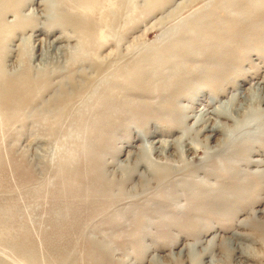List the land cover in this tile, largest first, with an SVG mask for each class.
<instances>
[{"label": "rangeland", "instance_id": "obj_1", "mask_svg": "<svg viewBox=\"0 0 264 264\" xmlns=\"http://www.w3.org/2000/svg\"><path fill=\"white\" fill-rule=\"evenodd\" d=\"M82 1L19 0L22 16L35 12L36 38L22 33L26 18L2 24L18 33L0 37V65H21L39 92L23 113L0 111V263L87 264V237L124 264H264V0ZM93 155L106 181L123 184L110 211L119 227L88 218L97 209L81 202L95 196ZM142 210L137 244L128 235Z\"/></svg>", "mask_w": 264, "mask_h": 264}, {"label": "bare ground", "instance_id": "obj_2", "mask_svg": "<svg viewBox=\"0 0 264 264\" xmlns=\"http://www.w3.org/2000/svg\"><path fill=\"white\" fill-rule=\"evenodd\" d=\"M82 1V0H81ZM27 2H29V4L31 5V4H35V3H33V0H27ZM49 2L51 3V0H45V2L44 3H46V4H49ZM56 2H58V1H56ZM55 2V3H56ZM98 0H87V1H85V0H83L81 3L83 4V5H87L86 7L88 8H90V9H94L97 5H98ZM19 5H20V3H19V0H0V37L2 36V35H9V37L12 35V33H4L3 32V27H2V24H3V26H9L10 24H9V22L6 20V17L7 16H11V17H13V21L15 22V25H16V27L17 28H19V24L20 23H23V21L25 20V18L27 19V24L28 25H25V27L23 28V31H22V33H24L25 31H31V33H32V36H34L35 37V35H33V34H35V12L34 11H32L31 13H29V16H27V17H25V16H22L20 13V9H19ZM51 5H53L54 6V3H52ZM48 6V5H47ZM84 7V6H83ZM86 7H84V8H86ZM100 7V6H99ZM54 8H55V6H54ZM50 9V8H49ZM91 11V10H90ZM254 15V14H253ZM63 16L65 17V15L63 14ZM62 16V17H63ZM249 16H252V14H250ZM43 17H45V16H43ZM254 18H256V19H260L261 17H262V14L260 15H258V16H253ZM31 18H32V22L31 23H28V22H30V20H31ZM47 18V17H46ZM61 17H59V19H60ZM96 18V17H95ZM244 19V18H243ZM63 21V20H62ZM97 21V20H96ZM103 21V20H102ZM233 21V20H232ZM25 22V21H24ZM66 22V21H65ZM93 22H95V21H93ZM106 22H107V19H106ZM236 22H234L233 24H235ZM249 23H251V22H249V21H247V22H243V23H241L242 25H244V26H247V27H250L249 26ZM67 24H69V23H67ZM75 25H76V23H75ZM240 25V24H239ZM95 27V26H94ZM245 28V27H244ZM240 29L242 30V28L240 27ZM19 30V29H18ZM37 30V29H36ZM83 30H84V32H85V34L87 35V37L88 36H90L91 34H92V36H94L93 35V28H91V26H90V24L88 25V24H86L85 26H83ZM262 30V29H261ZM8 31H9V29H8ZM13 31H14V29H13ZM37 31H39V29L37 30ZM79 31V30H78ZM99 30L98 29H96V33L98 32ZM235 31V30H234ZM263 31V30H262ZM80 32V31H79ZM236 32V31H235ZM16 33H18V31L16 32ZM15 32H14V34L13 35H15L16 34ZM83 33V32H82ZM80 34H81V32H80ZM84 34V35H85ZM13 35H12V37H13ZM260 35V34H259ZM263 36H264V32H263V34H262ZM80 36V35H79ZM98 36H99V33H98ZM33 37V38H34ZM36 38V37H35ZM34 38V39H35ZM83 39H86L85 37H83ZM210 40H208L209 42H211V43H214V42H217V39H212V37L211 38H209ZM212 39V40H211ZM1 38H0V64H1V62H2V55L4 54V50H3V48H2V43H1ZM95 40V39H94ZM231 40V39H230ZM27 41H28V44H30L31 43V39L29 40V39H27ZM34 41V40H33ZM229 41V40H228ZM35 42V41H34ZM33 42V43H34ZM87 42V41H86ZM91 42H92V39H91ZM230 42V41H229ZM89 43H90V41H89ZM88 43V44H89ZM178 43V42H177ZM86 44V43H85ZM199 44V43H198ZM91 45V47L93 48V46H92V43L90 44ZM86 47H88V45H85ZM198 46H200V45H198ZM82 48V47H81ZM92 48H91V50H92ZM96 48V47H95ZM187 48V47H186ZM86 48H84V50H85ZM183 49V48H182ZM185 49V48H184ZM201 50L200 51H204L205 50V47L204 48H200ZM87 50V49H86ZM95 50V49H94ZM97 50V49H96ZM95 50V51H96ZM88 51H89V49H88ZM98 51H99V49H98ZM186 51V50H185ZM185 51H182V53H183V55H184V53H188L187 51L185 52ZM193 51V50H192ZM207 52V51H206ZM192 53V52H191ZM177 54V53H176ZM189 54V53H188ZM188 54H186V55H188ZM80 55V54H79ZM5 56V55H4ZM78 56V55H77ZM81 56V55H80ZM185 56V55H184ZM183 56V57H184ZM189 56V55H188ZM187 56V57H188ZM189 57H191V56H189ZM83 58V57H82ZM79 59H80V57H79ZM157 60V59H156ZM83 61V60H82ZM19 62V61H18ZM77 62V61H76ZM79 62V61H78ZM158 62V61H157ZM160 62V61H159ZM72 63V62H71ZM74 63V62H73ZM144 63L145 64H150V58H146L145 60H144ZM76 64V63H75ZM101 64V63H100ZM137 64V63H136ZM152 64V63H151ZM155 64V63H154ZM72 65V64H71ZM102 65V64H101ZM139 65H141V63H139ZM138 65V66H139ZM103 66V65H102ZM142 66H144V65H142ZM147 66V65H146ZM145 68V67H144ZM132 69V68H131ZM146 69V68H145ZM144 69V70H145ZM131 71V70H130ZM134 71V70H133ZM135 71H136V69H135ZM139 71V70H138ZM137 71V72H138ZM141 72V71H140ZM146 72V71H145ZM129 74H130V72H128ZM133 74V73H132ZM143 74V73H142ZM144 74H146L147 75V73H144ZM143 74V75H144ZM131 75V74H130ZM145 75V76H146ZM138 76V73H135V78L133 79V81H131L133 84H134V88L136 89V91L139 93L140 92V94H142V93H148L146 90H143L140 86L142 85V84H144V82H143V78L142 77H137ZM144 76V77H145ZM131 77V76H130ZM176 77H177V75H176ZM179 77H181V76H179ZM126 79V78H125ZM129 79V78H128ZM130 80V79H129ZM148 80V79H147ZM179 80V79H178ZM184 80H186V79H184ZM183 80V81H184ZM180 81H181V79H180ZM179 81V82H180ZM148 82V81H147ZM170 83V82H169ZM181 83V82H180ZM125 84V83H124ZM129 85H130V82L128 83ZM45 85V84H44ZM127 85V84H126ZM73 86V85H72ZM143 86V85H142ZM46 87H47V85H46ZM133 87V86H132ZM131 87V88H132ZM145 87V86H144ZM83 88V87H82ZM130 88V87H129ZM128 88V89H129ZM134 88H132V89H134ZM153 88V87H152ZM123 89V88H122ZM121 89V90H122ZM125 89V88H124ZM123 89V90H124ZM131 89V90H132ZM147 89V88H146ZM38 90V85L35 83V80H33L32 78H31V76H30V72H27V71H25V70H23V68H22V66L21 65H18V66H16V67H13V69L11 70V72L9 71H7V69L6 68H4V67H2L1 65H0V111L2 112V113H4V115H14V114H20V113H23L25 110H27V109H29L30 107H32L34 104H35V98L38 96V92H39V90ZM70 90V89H69ZM82 90V89H81ZM122 90V91H123ZM126 90H127V88H126ZM126 90H125V92H126ZM150 90V89H149ZM62 91V90H61ZM128 91V90H127ZM256 91L258 92V94H257V97H256V102H258V103H262L263 101H264V95L263 96H261L260 95V93H261V91H262V93L264 92L263 91V89L261 88V86H260V88L258 87V88H256ZM73 92V91H72ZM83 92V91H82ZM129 93H131L130 92V90L128 91ZM133 92V91H132ZM150 93H152L151 91H150ZM62 94V93H61ZM77 95H79L78 93H77ZM108 95V94H107ZM116 95V94H115ZM252 95V94H251ZM64 96V95H63ZM74 96V95H73ZM66 97V96H65ZM64 98V97H63ZM62 98V99H63ZM76 98H77V96H76ZM255 98V97H254ZM67 99V98H66ZM69 99V98H68ZM73 99V98H72ZM112 99V98H111ZM110 99V101H112ZM102 100H104V98L102 99ZM107 100V99H106ZM116 100V99H115ZM58 101H59V98H58ZM60 101H62L61 99H60ZM72 101V100H71ZM108 101H109V99H108ZM114 101V100H113ZM172 101V100H171ZM170 101V102H171ZM101 102V101H100ZM100 102H99V104H100ZM117 101H115V103H116ZM129 103H130V101H128ZM254 102H255V100H254ZM253 102V103H254ZM255 102V103H256ZM102 103H103V101H102ZM257 103V104H258ZM61 104V103H60ZM125 104V103H124ZM167 104H169V102L167 103ZM103 105H105L104 103H103ZM123 105V104H122ZM171 105V104H170ZM169 105V106H170ZM172 105H173V103H172ZM106 106V105H105ZM104 106V107H105ZM115 106V105H114ZM113 106V107H114ZM118 106V105H117ZM125 106H126V104H125ZM131 106H133V105H131ZM103 107V106H102ZM103 107V108H104ZM239 107V106H238ZM68 108V107H67ZM103 108H101V110L103 109ZM107 108V107H106ZM122 108V107H121ZM242 108V107H241ZM108 109V108H107ZM113 109V108H112ZM67 110V109H66ZM65 110V111H66ZM105 110V109H104ZM127 110V109H126ZM132 110V109H131ZM239 110H240V108H239ZM250 110V109H249ZM253 110V109H252ZM259 111H264V109H262V110H260V108L258 109ZM65 111H64V109H63V112L65 113ZM107 111V110H106ZM256 111V110H255ZM58 112V111H57ZM249 112V111H248ZM61 114H62V112H60ZM64 113L62 114V115H64ZM111 114H112V112H110ZM110 113H108V114H110ZM115 113V112H114ZM113 113V114H114ZM179 113V112H178ZM117 113H115V115H116ZM214 114V113H213ZM114 115V116H115ZM123 116H124V113L122 114ZM199 115V114H198ZM215 115H217V114H215ZM258 115V112H257V114H256V116ZM16 116V115H15ZM111 116V115H110ZM146 116V115H145ZM1 117V116H0ZM10 117V116H9ZM9 117L8 118H6V120L8 121V119H9ZM113 116H111V118H112ZM120 117V116H119ZM113 119V118H112ZM111 119V120H112ZM172 119H173V122H178V120L176 119V115H172ZM203 117H201V119H199V122H203ZM206 119H208V118H206ZM205 119V120H206ZM210 119V118H209ZM90 120V119H89ZM105 121V120H104ZM103 121V122H104ZM209 126V125H208ZM207 127V126H206ZM213 127V126H212ZM211 127V128H212ZM205 128V129H203V131L204 132H209V133H213V130H214V128ZM216 129H218V126H215V130ZM117 131V130H116ZM217 132V131H216ZM202 133V132H201ZM108 136V135H107ZM184 136V135H183ZM187 137V136H186ZM184 139V138H183ZM181 140V139H180ZM176 142V141H175ZM183 142V141H182ZM207 142V141H206ZM89 143V142H88ZM166 144V147L168 148V147H170L171 145H169V144H167V143H165ZM179 144V143H178ZM183 144V143H182ZM190 144V143H189ZM193 144V143H192ZM191 145V144H190ZM173 146V145H172ZM185 147V146H184ZM175 148V147H174ZM216 148V147H215ZM181 152H183V151H181ZM259 162H261V161H253L252 163H255V164H257V163H259ZM103 163V162H102ZM103 165H104V163H103ZM261 165H262V163H261ZM264 165V164H263ZM87 166H88V171L86 172V174H85V177L91 182L90 184L92 185V192L93 193H91V194H94L95 196L94 197H91V199L90 200H85L83 197H82V201L81 202H83V203H85L87 206L86 207H88V206H91V207H94V208H96L97 210L96 211H92V212H89V213H87V217L89 218H93V217H96V216H100V215H103L104 214V216L106 217L105 219V221H104V223H108L111 227H119V224H118V221L117 220H115L116 219V217H115V215L113 216V215H111L110 214V211H112L113 209H114V207H115V205H116V202L118 201V200H120L121 199V197H122V195H123V193H124V188H123V184L121 183V182H117V183H109L108 181H106V176H105V172H104V169L102 168V165H100L98 162H97V159H95L94 158V155L93 156H90L89 158H88V160H87ZM105 166V165H104ZM258 167H259V165H258ZM65 171V170H64ZM71 174V170L69 169V176H71L70 175ZM167 174V173H166ZM166 174L164 173V174H160V173H156L155 175L159 178V179H165V176H166ZM67 175H68V172H67ZM167 179V178H166ZM72 182V181H71ZM86 182V181H85ZM113 182V181H112ZM159 182H160V184L163 182V181H160L159 180ZM164 183H168V182H164ZM71 184V183H70ZM69 184V185H70ZM146 184V183H145ZM71 185H73V182H72V184ZM70 185V186H71ZM70 186H68V187H70ZM75 186V185H74ZM74 186H72V187H74ZM78 187H81L80 185L78 186ZM74 188H76V187H74ZM82 188V187H81ZM166 188H168V189H170V191H171V193H169V195H167L168 196V199H170V201H171V203L174 201V204H176L175 203V200H177L178 199V197H176V195H175V193H174V187L173 186H170V185H168ZM77 189V188H76ZM78 189H80V188H78ZM77 189V191H79ZM113 189H117V191H118V194H119V197L118 198H113V196H112V192H113ZM80 190H82V189H80ZM88 191V189L86 190V192ZM90 191V190H89ZM76 193V192H75ZM86 194V193H85ZM79 195V194H78ZM82 196V195H81ZM236 197V196H235ZM178 201V200H177ZM218 201H219V199H218ZM163 202H164V205H162V207H164L165 209L166 208H170V206H171V203H169V201L168 200H163ZM223 205V204H222ZM99 208V209H98ZM171 209H172V207H171ZM174 209V208H173ZM190 210V209H189ZM188 210V211H189ZM166 212H167V210H166ZM112 213V212H111ZM178 212H176V214H177ZM145 214L147 215V212L146 211H144L143 212V210L142 211H139V216L137 217V218H139V220H137L136 222H132L133 223V226H134V229L132 230V233H130L129 235H128V238L129 239H132V240H134L135 241V243H137V244H140L141 242H142V239L145 237V235H146V224H145V221L143 220V216H145ZM125 216H127L128 214L126 213V214H124ZM103 217V216H102ZM115 218V219H114ZM125 218V222L127 223V222H129L130 220H128V219H126V217H124ZM170 225V224H169ZM120 226H121V224H120ZM121 230V229H120ZM262 232V231H261ZM87 236V235H86ZM261 238H262V240H263V242H264V233L262 232L261 233ZM62 242V241H61ZM85 242H86V249H85V253H83V256H85V260L87 261V264H124L123 263V261H120V260H118V259H116V256H115V252L111 249V247H110V245H107V244H105L104 242H102V241H97V240H92V239H90V238H85ZM33 243H35V242H33ZM27 245H25V244H23L21 247H20V251H22V252H27L28 251V249H29V247H26ZM175 246V245H174ZM195 254V253H194ZM27 257V256H26ZM33 257V256H32ZM25 258V257H24ZM19 260H21V259H19ZM31 260V259H30ZM18 262V261H17ZM22 262V261H21ZM20 262V263H21ZM37 262V263H36ZM0 264H3V263H0ZM32 264V263H31ZM35 264H38V258H37V256H36V254H35Z\"/></svg>", "mask_w": 264, "mask_h": 264}]
</instances>
